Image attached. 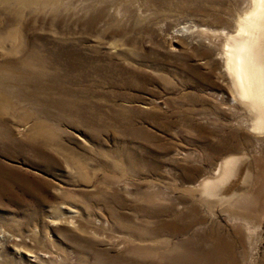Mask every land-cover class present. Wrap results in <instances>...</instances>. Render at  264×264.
Masks as SVG:
<instances>
[{"label":"rangeland","instance_id":"1","mask_svg":"<svg viewBox=\"0 0 264 264\" xmlns=\"http://www.w3.org/2000/svg\"><path fill=\"white\" fill-rule=\"evenodd\" d=\"M250 6L0 0V264H187L235 223L264 264V130L221 50ZM229 156L240 191L207 201Z\"/></svg>","mask_w":264,"mask_h":264},{"label":"bare ground","instance_id":"2","mask_svg":"<svg viewBox=\"0 0 264 264\" xmlns=\"http://www.w3.org/2000/svg\"><path fill=\"white\" fill-rule=\"evenodd\" d=\"M221 50L234 95L245 100L255 113L253 128L263 131L264 0H251V6L239 17L235 32L228 35L222 42ZM238 161L234 156L226 157L219 165L218 175L215 178H205L200 183L201 191L205 194L204 198L207 201L217 199L220 203H226L235 200V192L240 191L236 188L238 185L236 180L243 174ZM221 191H224L225 195L216 198L215 196H218ZM250 216V221L254 224L252 215ZM201 222H204V219L199 216L184 225L181 231H186ZM235 224L238 225L231 231H227L221 225H212L194 232V236L186 242L193 240L194 243L195 239L197 251L202 250V253L191 254L186 258L187 264H238L235 245L243 249L245 236L240 223Z\"/></svg>","mask_w":264,"mask_h":264}]
</instances>
